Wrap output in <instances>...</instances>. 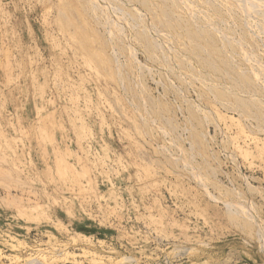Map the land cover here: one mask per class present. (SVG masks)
<instances>
[{"label": "rangeland", "instance_id": "1", "mask_svg": "<svg viewBox=\"0 0 264 264\" xmlns=\"http://www.w3.org/2000/svg\"><path fill=\"white\" fill-rule=\"evenodd\" d=\"M0 264H264V0H0Z\"/></svg>", "mask_w": 264, "mask_h": 264}, {"label": "bare ground", "instance_id": "2", "mask_svg": "<svg viewBox=\"0 0 264 264\" xmlns=\"http://www.w3.org/2000/svg\"><path fill=\"white\" fill-rule=\"evenodd\" d=\"M101 13V12H100Z\"/></svg>", "mask_w": 264, "mask_h": 264}]
</instances>
